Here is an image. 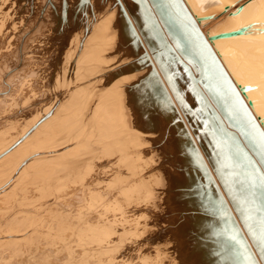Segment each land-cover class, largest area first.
Masks as SVG:
<instances>
[{"label":"bare ground","instance_id":"bare-ground-1","mask_svg":"<svg viewBox=\"0 0 264 264\" xmlns=\"http://www.w3.org/2000/svg\"><path fill=\"white\" fill-rule=\"evenodd\" d=\"M262 133L264 0H0V264H259Z\"/></svg>","mask_w":264,"mask_h":264},{"label":"snow or ice","instance_id":"snow-or-ice-1","mask_svg":"<svg viewBox=\"0 0 264 264\" xmlns=\"http://www.w3.org/2000/svg\"><path fill=\"white\" fill-rule=\"evenodd\" d=\"M62 5H63V0H62ZM261 136H262V143H264V133H262ZM262 179H264V177H262ZM259 246H260V252H259L260 261H259V264H264V229H262ZM245 259L246 260H251L252 257L251 256H246Z\"/></svg>","mask_w":264,"mask_h":264},{"label":"water","instance_id":"water-1","mask_svg":"<svg viewBox=\"0 0 264 264\" xmlns=\"http://www.w3.org/2000/svg\"><path fill=\"white\" fill-rule=\"evenodd\" d=\"M197 32V36L198 38L201 40V41H204V37L203 35L199 32V31H196Z\"/></svg>","mask_w":264,"mask_h":264},{"label":"rangeland","instance_id":"rangeland-1","mask_svg":"<svg viewBox=\"0 0 264 264\" xmlns=\"http://www.w3.org/2000/svg\"><path fill=\"white\" fill-rule=\"evenodd\" d=\"M159 131H161V129H159Z\"/></svg>","mask_w":264,"mask_h":264}]
</instances>
